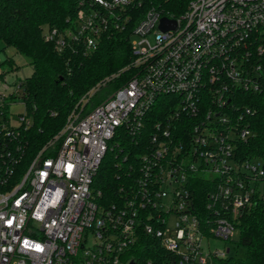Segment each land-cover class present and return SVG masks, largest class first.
Instances as JSON below:
<instances>
[{"label": "built area", "instance_id": "obj_1", "mask_svg": "<svg viewBox=\"0 0 264 264\" xmlns=\"http://www.w3.org/2000/svg\"><path fill=\"white\" fill-rule=\"evenodd\" d=\"M79 6L73 29L43 32L58 51L71 42L94 51L133 16V0ZM161 18L176 28L161 31ZM130 49L132 78L85 115L71 113L28 161L21 133L31 121L24 112L12 125L17 96L0 93V264H134L128 251L140 231L159 239L174 264H207L229 249L205 255L202 241L230 240L241 213L264 205V164L235 151L253 136L255 112L240 109L237 93H264V0H191L175 18L147 10ZM160 96L173 97V112L154 123L133 185L103 205L92 186L102 158L120 129L139 130ZM195 177L218 179L204 213L190 189Z\"/></svg>", "mask_w": 264, "mask_h": 264}, {"label": "trees", "instance_id": "obj_2", "mask_svg": "<svg viewBox=\"0 0 264 264\" xmlns=\"http://www.w3.org/2000/svg\"><path fill=\"white\" fill-rule=\"evenodd\" d=\"M79 1L0 0V41L26 58L32 68L31 75L19 81L25 116L31 121V126L21 133L25 143L24 161L61 130L71 113L85 115L132 78L131 30L147 10L175 18L186 10L191 0H133V16L128 25L123 30L111 29L101 35L94 51L85 53L81 42H71L58 51L52 42L44 39L43 32L47 28L73 29L81 9ZM0 67L2 78L14 69L13 59L7 57L0 62ZM237 94L240 109L255 112L248 116L253 136L235 151L242 158L264 164V93L239 91ZM172 99L171 96L157 98L135 134L125 129L118 131L113 139L116 149L106 152L93 180V188L100 192V203H115L133 185L139 175V157L148 148L154 123L173 112ZM23 168L24 165L20 166L19 171ZM216 183L217 178L191 180L194 203L203 213L206 197ZM235 231L237 238L233 242L244 249V258L227 255L214 258L213 264H264V205L243 211L235 222ZM128 254L134 264H174L176 261L159 239L144 231L138 232Z\"/></svg>", "mask_w": 264, "mask_h": 264}, {"label": "rangeland", "instance_id": "obj_3", "mask_svg": "<svg viewBox=\"0 0 264 264\" xmlns=\"http://www.w3.org/2000/svg\"><path fill=\"white\" fill-rule=\"evenodd\" d=\"M7 57L12 58L14 61V69L8 73H5L2 78H0V93L9 94L14 93L17 97L13 100V104L9 106V116L10 123L14 126L19 124L17 115H22L24 113V107L21 103L20 94L21 89L16 90L14 85L15 82L24 81L32 73V68L29 65V61L23 56L17 54L13 48L6 46L0 41V62ZM4 85H8L9 88L5 89ZM110 94L108 97H110ZM118 143V142H117ZM116 144V143H115ZM170 194L164 199L166 202H170ZM237 238V232L234 231L232 238L228 241H224L218 238H207L202 241V252L203 254H208L214 251H224L229 249L228 256L235 258H244L245 251L242 247L236 246L233 242ZM207 264H213V260L208 257Z\"/></svg>", "mask_w": 264, "mask_h": 264}, {"label": "water", "instance_id": "obj_4", "mask_svg": "<svg viewBox=\"0 0 264 264\" xmlns=\"http://www.w3.org/2000/svg\"><path fill=\"white\" fill-rule=\"evenodd\" d=\"M158 28L161 31H167V30H170V29H175L176 28V23H175L174 20H168L166 18H161L159 20Z\"/></svg>", "mask_w": 264, "mask_h": 264}]
</instances>
